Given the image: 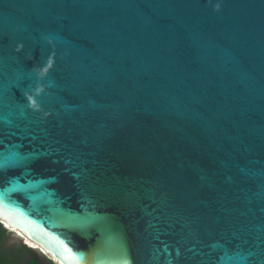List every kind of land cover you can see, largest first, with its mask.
<instances>
[{
    "label": "water",
    "instance_id": "obj_1",
    "mask_svg": "<svg viewBox=\"0 0 264 264\" xmlns=\"http://www.w3.org/2000/svg\"><path fill=\"white\" fill-rule=\"evenodd\" d=\"M0 221L58 264H264V0H0Z\"/></svg>",
    "mask_w": 264,
    "mask_h": 264
},
{
    "label": "flooded vegetation",
    "instance_id": "obj_2",
    "mask_svg": "<svg viewBox=\"0 0 264 264\" xmlns=\"http://www.w3.org/2000/svg\"><path fill=\"white\" fill-rule=\"evenodd\" d=\"M0 264L58 263L40 248L30 249L21 244L16 239L15 232L0 221Z\"/></svg>",
    "mask_w": 264,
    "mask_h": 264
},
{
    "label": "trees",
    "instance_id": "obj_3",
    "mask_svg": "<svg viewBox=\"0 0 264 264\" xmlns=\"http://www.w3.org/2000/svg\"><path fill=\"white\" fill-rule=\"evenodd\" d=\"M5 231L3 230V233H4Z\"/></svg>",
    "mask_w": 264,
    "mask_h": 264
}]
</instances>
